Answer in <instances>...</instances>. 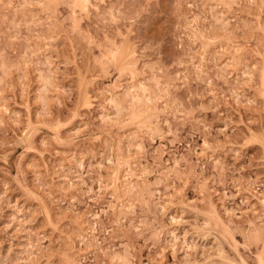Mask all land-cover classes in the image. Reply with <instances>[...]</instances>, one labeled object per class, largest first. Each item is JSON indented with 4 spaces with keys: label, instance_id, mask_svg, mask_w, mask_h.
Masks as SVG:
<instances>
[{
    "label": "rangeland",
    "instance_id": "rangeland-1",
    "mask_svg": "<svg viewBox=\"0 0 264 264\" xmlns=\"http://www.w3.org/2000/svg\"><path fill=\"white\" fill-rule=\"evenodd\" d=\"M0 264H264V0H0Z\"/></svg>",
    "mask_w": 264,
    "mask_h": 264
}]
</instances>
